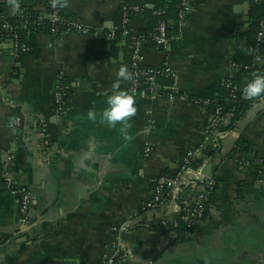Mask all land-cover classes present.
<instances>
[{
    "label": "crops",
    "instance_id": "crops-1",
    "mask_svg": "<svg viewBox=\"0 0 264 264\" xmlns=\"http://www.w3.org/2000/svg\"><path fill=\"white\" fill-rule=\"evenodd\" d=\"M129 1L67 0L64 14L85 29L38 31L36 55L16 56L0 23V264H104L119 238L125 248L119 264H264V95L238 118L232 112L222 116L216 146L204 158V173L217 185L207 219L192 239L178 237L172 227L200 184L171 191L164 204L155 205L153 198L154 180L178 175L186 152L203 142L211 116L189 100L171 98V87L217 100L231 80L247 99L243 87L264 73V47L259 72L248 64L252 1L192 0L185 29L166 47L146 38L144 65L169 68L173 76L160 80L157 91L164 96L157 98L144 86L135 90L132 80L120 81L135 97L137 111L110 126L101 113L119 68L131 72V47L108 34L120 27ZM136 1L152 10L161 0ZM31 3L41 17L48 15L49 0ZM23 4L13 11L9 0L2 1V22L19 16ZM152 25L147 12L134 16L132 38ZM59 75L68 84L62 114L53 105ZM90 109L97 113L94 120ZM17 117L21 128L13 123ZM41 120L48 124L46 136ZM240 141L245 149L237 146ZM7 156L9 174L32 193L30 226L20 224L18 198L4 184ZM159 226L167 231L151 230Z\"/></svg>",
    "mask_w": 264,
    "mask_h": 264
},
{
    "label": "built area",
    "instance_id": "built-area-1",
    "mask_svg": "<svg viewBox=\"0 0 264 264\" xmlns=\"http://www.w3.org/2000/svg\"><path fill=\"white\" fill-rule=\"evenodd\" d=\"M252 3H258L261 0H251ZM51 12L46 16L40 17V20L49 19L52 23V28L50 30L51 34L58 35L59 29L58 27L63 28H75L77 30L85 29L82 23L73 22L70 17H67L62 7L57 5V7L52 6L51 0ZM193 2L192 0H181L179 5L178 18L174 23L177 28V34L182 33L185 29L188 18L193 12ZM141 7L139 5H130L129 3H124L122 6L123 18L122 23L119 28L112 29L109 31V38L112 41L117 39L118 29L122 31L123 37H131V21L134 13L141 12ZM165 13V10L156 11L155 15H162ZM1 9H0V17ZM2 29L10 35V38L14 43V52L16 56H20L22 53H28L30 48L22 43L20 35L17 31V27L14 26L9 21H5L1 24ZM134 38V37H133ZM134 47L132 52L130 53V64H131V73L133 74L134 79L132 80V85L135 90L141 88V80L143 79L146 83V89L152 94V98H157L160 96H164V93H160L157 91L158 84L160 80L165 77L173 76L171 69L167 68L165 70H159L154 67H147L144 65V59L141 54V44L145 40V36L139 34L134 38ZM171 37L168 35V26L165 22H160L157 33L153 37V41L158 46L166 47L170 42ZM263 47H264V14L262 16L260 22V28L257 34L256 43L253 49V66H258L262 63L263 60ZM249 68V67H247ZM229 84L228 86H230ZM170 97L171 98H180L191 101L194 105L208 109V106L216 101L215 99L209 98H200V97H189L186 94L178 92L176 86L171 87L170 89ZM68 98V84L66 83L65 78L59 75L57 85L53 92V105L55 110L62 114L65 111V107L67 104ZM224 107H217L214 114L210 116L209 123L206 128L205 136L203 142L195 148L188 150L182 159L181 163V171L178 173L176 177L161 175L154 180L153 185V198L155 205L164 204L167 196H169L170 192L173 190H180L183 186L189 185L192 182H196L200 184L201 189L197 191L194 200L190 203L183 211L184 214V223L186 225L185 237L186 239H192L194 237V233L198 226L203 223L207 218V211L209 207L210 196L213 190L215 189L217 182L215 178L211 176H206L204 173V169L206 167V163L204 161L206 151L210 150V148H214L215 144V136L218 135L219 131V122L223 116ZM14 125L18 128H21L23 125V121L20 117H17L13 121ZM41 129L43 134L46 136L48 133V124L45 120L40 121ZM46 144L49 145L50 142L46 140ZM202 160V163L196 167L195 169L192 167L196 162ZM11 162V157L7 156L4 162V184L6 185L8 191L11 195L18 198L19 201V221L23 226H30L32 224V193L27 186L18 185L12 175L8 172V167ZM192 172L191 180H187L186 176L189 172ZM123 230L127 228V226L122 227ZM113 254L111 257L107 259L104 264H119L118 259L123 256L125 253L124 245L119 238L113 243Z\"/></svg>",
    "mask_w": 264,
    "mask_h": 264
},
{
    "label": "trees",
    "instance_id": "trees-1",
    "mask_svg": "<svg viewBox=\"0 0 264 264\" xmlns=\"http://www.w3.org/2000/svg\"><path fill=\"white\" fill-rule=\"evenodd\" d=\"M2 1L4 0H0L1 12H2V8H1ZM180 2L181 0H176L173 3H168L166 0H161L160 4L157 5V7H155L152 10L146 9L144 5L137 2L136 0L129 1L127 3H129L130 5H139L141 7L142 9L141 12L139 13L131 12V14H133L134 16L141 15L145 12H147L151 16L152 23H153L152 25L153 27L151 31L149 32V30H147L145 32H141V35L145 36V39L149 38L153 40V37L157 33V28L160 22H165L167 24L168 35L170 37H172L173 35L177 33L178 30L174 24V21H176L178 17ZM49 3H51V0H49ZM51 10H52L51 5L49 4V13L51 12ZM159 10H165V13L162 15H155L154 13ZM263 14H264V0H261L258 3H253L252 10H251V23H252V26L254 25V34L252 37V46L251 48H249L250 52L252 53L248 59V62H249L248 64L251 65L250 67H254L253 68L255 69L254 71L257 70V72H259L258 67L253 66V49L256 43L257 34L260 28V22H261ZM1 17H0V23H3ZM40 17H41V14L38 11H36L35 8L32 6L31 0H24L22 11L20 12L19 16L8 20L10 23H12L14 26L17 27V31L20 35L22 43L26 44L30 48V51L28 53H22L20 54V56L24 54H35L36 55L37 53H36L35 36L37 32L40 30H47L48 32H50L52 28V23L50 22L49 19L40 20ZM58 29L60 32L63 29V27L60 26L58 27ZM123 40L125 41L127 48L131 47L130 49V53H131L134 47L135 40L131 37L129 38L123 37L122 31L118 29L117 39L115 41L119 42ZM229 84L231 85L228 86ZM141 86L146 87V83L143 79L141 80ZM257 99L258 97H254L252 99H243L240 93H238L237 91L236 83L234 81L228 80V81H225V83L220 87L219 97L217 98L216 101H213L208 106V110L210 111V114L212 115L214 114L217 107H224L225 109L223 110V115L225 113L232 112L235 114V118H238L241 115V113H243L251 105V103H253ZM237 146L241 149H245V145L243 141H240L237 144ZM201 163H202V160H199L198 162H196V164H194V166L198 167ZM214 190L211 193L208 208H210V204L213 199ZM185 213L186 211L184 210L181 213V216L178 218V221H177L178 226L172 227V230H175L177 232L178 237L183 238V239H186L185 232L187 230L186 225L184 223V219H183ZM151 230L167 231L166 227L164 226L152 227Z\"/></svg>",
    "mask_w": 264,
    "mask_h": 264
},
{
    "label": "clouds",
    "instance_id": "clouds-1",
    "mask_svg": "<svg viewBox=\"0 0 264 264\" xmlns=\"http://www.w3.org/2000/svg\"><path fill=\"white\" fill-rule=\"evenodd\" d=\"M67 0H52V6L55 8L59 4L60 7L65 6ZM10 7L13 11H17L20 7V0H9ZM118 80L113 85V91L107 98V107L103 109L101 118L110 126H115L118 122H127L136 114L135 97L127 90L119 87L120 81H131L134 79L133 74L126 66H121L117 73ZM242 95L247 99H252L264 95V73H257L248 80L242 89ZM88 117L96 119L97 113L95 109L88 111ZM125 137L130 138L125 131Z\"/></svg>",
    "mask_w": 264,
    "mask_h": 264
},
{
    "label": "water",
    "instance_id": "water-1",
    "mask_svg": "<svg viewBox=\"0 0 264 264\" xmlns=\"http://www.w3.org/2000/svg\"><path fill=\"white\" fill-rule=\"evenodd\" d=\"M52 264H77L74 261H64V262H53Z\"/></svg>",
    "mask_w": 264,
    "mask_h": 264
}]
</instances>
